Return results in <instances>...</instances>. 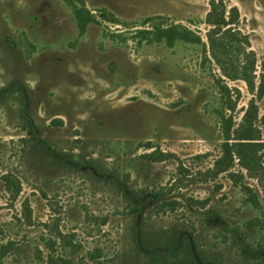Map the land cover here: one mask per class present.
<instances>
[{"label": "rangeland", "instance_id": "1", "mask_svg": "<svg viewBox=\"0 0 264 264\" xmlns=\"http://www.w3.org/2000/svg\"><path fill=\"white\" fill-rule=\"evenodd\" d=\"M212 1L225 17L234 10L240 48L253 51L256 75L264 77V0H0V251L13 243L0 264H44L42 239L57 232L74 235L75 254L54 252L73 257V264H93L88 257L96 250L100 260L146 264L130 246L124 199L103 177L129 169L127 185L134 189L170 183L174 160H132L145 153L135 144L146 141L175 154L189 172L170 195L183 206L148 218L146 237L193 223L197 244L222 264H264L249 252L263 249V234L242 227L243 254L221 242V233L254 215L227 175L214 183L196 175L219 155L214 108L224 88L216 79L229 91L234 110L226 115L235 124L252 97L243 81L221 77L208 55ZM76 9L89 17L83 28ZM172 25L192 31L200 43L168 47L154 38L156 28ZM256 104L264 145V95ZM61 150L91 167L60 162L55 152ZM245 181L259 190L254 180ZM7 186L17 190L15 198ZM188 197L210 200L207 217L188 214Z\"/></svg>", "mask_w": 264, "mask_h": 264}, {"label": "trees", "instance_id": "2", "mask_svg": "<svg viewBox=\"0 0 264 264\" xmlns=\"http://www.w3.org/2000/svg\"><path fill=\"white\" fill-rule=\"evenodd\" d=\"M210 11L206 17V24L211 29L206 34L208 43V55L216 64L221 72V77L230 81L241 80L244 82L248 93L252 96L242 115L241 121L235 124L231 115H226V111L234 110L229 91L227 87L222 85L220 78L217 85L224 88V93L218 91V99L214 108V115L217 119L220 129L219 155L213 161L212 167L204 171H199L201 182L214 183L219 175L226 174L232 186L235 187L241 195L242 203L254 211V215L244 224L231 227L229 232L221 233L224 243H231L243 252L248 250V245L244 244V235L241 233L243 227L255 230L259 234L264 235V203L260 200V194L264 195V145L260 139V132L257 128L256 121L258 119V107L256 101L264 95V77L256 75L255 55L253 51L242 50L241 35L233 27L235 19L233 12L230 16L225 17L223 8L215 2L210 3ZM219 7V8H218ZM74 15L78 18V24L81 28L88 22L89 17L82 14L79 10L74 11ZM151 19H145L144 24L150 22ZM147 32V31H140ZM154 38L164 40V44L168 47L174 46L176 43L198 44L200 39L187 29L178 25H172L164 29L156 28ZM246 42V39H245ZM207 61L208 57L205 55ZM208 62V61H207ZM26 142V141H25ZM142 148L145 153L134 157L132 160H143L147 164H156L168 160L176 162L175 175L170 181L157 187H130L127 181L131 177V171L125 169L118 173L116 169L105 171L104 180L115 187L124 199V214L129 216V224L131 226V245L139 258L144 260L146 264H222L214 253L204 250L201 245L196 242L195 228L193 223L184 228L178 225L173 228L172 232H163L151 239L146 237V230L143 228L144 222L151 218L152 215L174 214L179 211L182 203L175 197L170 196L172 191L181 179L179 176L188 174L189 172L183 166V162L179 160L175 154L170 152H162L153 142H139L135 144V150ZM55 155L60 162L65 164L72 163L77 166L81 165L85 168L91 167V161L79 162L77 156L71 151H56ZM206 154L196 155L194 158H204ZM84 160V159H81ZM237 167L238 170H235ZM254 180L259 190L251 187L245 179ZM3 179L9 185L11 177L5 176ZM12 183V182H11ZM13 184V183H12ZM221 185L215 184V191H219ZM7 192L11 194V198H15L17 190L12 192L7 186ZM189 215H201L207 217L209 209H205L209 204V199H196L188 197L187 199ZM24 216L26 220L30 219L28 207L24 208ZM201 223H207V220ZM238 223V222H237ZM200 236V235H198ZM74 235L61 234L57 232L51 236L44 237L45 249L47 257L44 264H73V254L77 252V246L73 243ZM202 238V237H201ZM13 243L8 242L0 251V258L7 251L11 250ZM67 251L70 255H55V248ZM262 250L251 249L249 252L253 254L255 259H264V246ZM101 251L90 253L88 259L93 264H118L116 259L111 261L100 260Z\"/></svg>", "mask_w": 264, "mask_h": 264}]
</instances>
